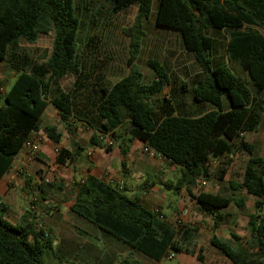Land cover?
<instances>
[{
	"label": "trees",
	"instance_id": "trees-1",
	"mask_svg": "<svg viewBox=\"0 0 264 264\" xmlns=\"http://www.w3.org/2000/svg\"><path fill=\"white\" fill-rule=\"evenodd\" d=\"M107 1L115 13L138 9L130 70L116 82L108 78L106 62L95 53L85 54L95 36L80 49L82 20L76 0H0V61L16 72L11 88L0 96V183L26 141L41 130L50 104L70 136L83 125L93 131L90 142L109 152L113 144H103L100 137L124 128L128 140L138 139L176 164L181 176L166 183L175 194L183 188L192 193L199 181L212 180L216 162L226 159L229 165L237 149L246 150L251 156L242 179L229 181L230 195L202 190L195 199L204 213L218 217V228L224 209L233 203L245 207L246 199L236 193L253 195L257 212L250 215L249 225L258 252L233 247L216 235L211 243L233 264H264V217L259 213L264 209V156L254 155V144L244 137L259 131L264 116V0H157L156 25L178 32L182 48L194 55L201 70L188 80L173 78L152 59L148 81L134 61L143 22L150 19L156 0ZM50 33L51 54L39 62L21 42L36 43L41 34ZM220 38L224 43L218 44ZM69 74L75 79L65 90L60 81ZM45 132L61 143L63 133L55 126ZM119 147L126 155L124 144ZM59 148L56 160L61 165L84 150L81 145L77 151ZM225 175L222 168L219 179ZM70 209L156 262L168 257L170 248L195 255L184 245L195 228L177 229L159 208L146 207L141 197L95 175L79 184ZM7 210L0 202V264H47L45 256L54 245L50 231L38 227L31 212L22 223H12L4 217ZM197 258L203 260L201 254Z\"/></svg>",
	"mask_w": 264,
	"mask_h": 264
},
{
	"label": "rangeland",
	"instance_id": "rangeland-1",
	"mask_svg": "<svg viewBox=\"0 0 264 264\" xmlns=\"http://www.w3.org/2000/svg\"><path fill=\"white\" fill-rule=\"evenodd\" d=\"M76 7L77 14L82 20V27L78 35L80 49L85 48V44L91 36H95L93 46L89 49H84L85 54L95 53L99 60L106 62L105 70L108 78L113 82L118 81L130 70L127 62L131 56L130 45L132 36L136 33L134 27L138 13L137 6H131L124 11L115 13L107 0H76ZM157 10L158 2L156 0L153 4L150 19L143 22L140 52L137 54L134 64L145 75V81L152 78L153 71L149 66V60L152 59L161 62L173 78L178 76L180 79L188 80L191 76H195L200 72L199 64L191 52H187L182 48L181 37L178 32L156 25ZM221 43L224 42L220 38L218 44ZM21 44L34 59L41 62L47 60L51 54L53 34H41L36 43L22 40ZM3 64H6L7 67L0 66V86H5L8 91L12 85V81H6L10 75V69L7 63L3 62ZM74 79L75 75L73 74L63 78L60 81L63 89L69 90ZM168 89L169 87L166 90ZM48 126H55L58 131L62 132V140L65 143L68 140V144H73L74 142L78 144L79 142L83 146L88 144L92 146L90 142L92 129L79 125L80 129L76 131L75 136L68 135L60 118L56 117V110L52 105L42 120L40 132L43 138L41 146L47 142L48 138L45 135V128ZM123 136L127 137L124 128L115 131L111 135L114 141L113 145L115 146L119 142L124 144ZM246 140L254 144V155L264 156V122L259 131L248 133ZM50 144L51 149L48 155H43V153L39 152L32 159L35 163V161H39L38 157L41 156L45 164L42 167L34 168L32 163H27L24 173L16 175L19 179L6 184L5 188L7 191L5 194H0V202H4L8 206L4 217L12 223H22L23 213L26 212V209L30 210L36 216L38 227L43 228L45 231H50L54 238V243L57 244L55 233L59 232V237L62 239H66L65 236L69 234L65 232L67 234L63 235L57 229L58 223H56V216L53 215L57 208L61 207L66 224L71 223L79 228L82 227L74 219L70 220L71 213L65 208L66 204L71 203L75 199L76 188L71 184L72 179L68 177L73 173L72 168L70 163L64 165L57 163L58 153L55 151L56 147L53 143ZM92 156L93 154L91 156L86 155L85 162H89ZM250 156L251 154L248 151L237 149L233 155V163L225 165L226 159H222L216 167L212 180L199 181L196 186H193V193L197 195L204 190L230 195L229 181L242 179ZM114 160L118 161L117 158ZM19 166L23 165L21 164L17 167ZM222 168H226L224 180L219 179ZM169 169L170 166L168 167L169 179L174 183L177 182L181 176L179 167V170L170 171ZM16 170L13 169V173H16ZM31 172L32 175H28ZM148 176L155 181L162 177L158 169L145 174V178ZM47 178L50 180L49 182L45 181ZM26 179L29 181L23 186ZM46 183H50V185H46ZM42 187L45 188V191L42 190ZM138 190L142 191L141 187L136 186L135 191L138 192ZM157 195L159 197L163 196L164 199L173 201L175 204L179 203L182 197V207L178 211L170 209V202L168 201L163 202V208H161L160 199H153L149 205L153 208H159L164 215L163 219L172 223L177 229L182 227L196 229L190 242L185 240L184 243L185 246L194 251L195 255L170 248L169 254L172 255V258L166 256L161 260L160 264H233L228 257L212 245L211 238L213 235H216L222 241L228 242L233 247H241L251 252H258L251 235L252 229L249 225L250 215L257 212L252 199L253 195L236 193V198L244 197L246 199L245 207H239L233 203L230 207L224 209L222 216L225 218L218 228L214 227V221L218 217L204 213L195 198L186 189L181 190L180 195L176 196L162 187V191ZM43 196L47 200H44ZM259 213L264 217V209ZM62 228H66L67 231V227ZM89 233L91 234V232ZM86 234L82 233V237L94 241L97 247L102 250L104 264H112L114 262L117 264L125 256L133 257L132 259L137 260V262H132L131 264H158L142 253L133 252L128 246L123 245L114 248L108 240L101 237L96 239L94 236L89 237ZM234 235H237L239 239ZM130 252L132 253L129 254ZM50 254L51 251L49 250L45 256L47 264H96L95 252L85 258L81 256V259H74L72 256L69 257L66 254L64 255V253L62 254V252L57 253L55 256H50ZM84 254L86 255L85 251ZM198 254L202 255L203 260L197 258ZM114 256L115 259H113Z\"/></svg>",
	"mask_w": 264,
	"mask_h": 264
},
{
	"label": "crops",
	"instance_id": "crops-1",
	"mask_svg": "<svg viewBox=\"0 0 264 264\" xmlns=\"http://www.w3.org/2000/svg\"><path fill=\"white\" fill-rule=\"evenodd\" d=\"M0 66L1 67H7L6 64L4 65L2 61H0ZM9 69H10L9 78H7V79L4 78V79H6L7 82L12 81V83H13L15 78H16V72L11 67H9ZM6 92H7L6 87L0 86V96L4 95ZM1 101H2V99L0 97V102ZM51 105L52 104H50L49 107ZM49 107L47 108L45 113L48 111ZM55 110H56V117L60 118L56 108H55ZM45 113H44V115H45ZM44 115H43V117H44ZM263 119H264V116H263ZM263 122H264V120L262 121V123ZM78 129H80V127ZM40 131L33 132L32 135L37 133L43 137V135L41 134ZM247 134L248 133L244 134L245 140H246ZM126 139H127L128 143L124 142V147L127 148L128 151H127L126 155H124V156L121 154V148L119 147L121 142H119V143L117 142L118 144L115 146L112 145V150L108 152L105 150V148H101L95 144H92V146H90L89 144L83 146V145L79 144V142H78V144H77V142H74V143L72 142L73 144H68L69 143L68 140L66 141V143L64 142V140H62L61 143L59 145H57L52 140H50L49 138L46 140L47 141L46 144L41 146L40 152L43 153V155H48L49 151L51 149L50 143H53V145L56 148H59L61 146H65V147L71 149L72 151H77L79 145H81L84 148V150L81 151V154L76 158L75 161L71 162L70 160H68L66 163V164L70 163V166L72 168L73 173H72V175H69L68 177L72 179L71 184L75 186L76 191L78 190L79 184L82 183L84 181V179L89 174H92L98 178L104 179L106 182H109V183L111 182V180H114L116 182V184H119V185L123 186V188L127 189L128 195H130V196H134V195L136 196L137 195V196L141 197L144 205L148 208H153L149 205V203L153 199H157V200L160 199L161 200V206H160L161 208H163V205H162L163 202L168 201V202H170V209L178 211L182 207V205H181L182 197L180 199V202L175 204L173 201H170L168 199H164V197H163L164 194L161 197H159L157 195L160 191H162V187L165 188V190H169L166 188V183H170L172 181L169 179L168 167L170 166L169 170L171 171L174 169H178V166L176 164H173L170 161L164 159L158 153L157 154H151V153L145 152L144 151L145 145L140 140H138V139L128 140L129 139L128 136L127 137L123 136V140H126ZM103 144H105V143H103ZM92 154H93V156L90 158L89 162H85V158H86L85 156L86 155L91 156ZM115 158H117L118 161H115L114 160ZM32 159L33 158H30L28 155H26L25 150H23L16 157V160L13 164V168L9 171V173L3 178V180L0 183V194L6 193L7 190H6L5 186L7 183H11L12 181H14V180L17 181V179H19V177L16 176L15 173H13V169H15L18 165H21L24 160H26L28 163H32V166L34 168L42 167L45 164V161L43 158H41V156L38 157L39 161H35V163H34V161H32ZM219 162H216V165H218ZM232 163H230V165ZM155 169H158V171L162 175V177L159 178L158 181L151 179L149 177L150 175L147 178H145V174L150 173V171L155 170ZM28 175L31 176L32 172L29 173ZM28 181L29 180L26 179L24 181L23 186H25ZM172 183H174V182H172ZM136 186H138L139 188L141 187L142 191L138 190V192H136L135 191ZM183 189H186V188H183ZM169 191L172 192L176 196L180 195V193L175 194L172 190H169ZM210 192H212V191H210ZM189 194L195 198V193H193V191H192V193L189 192ZM43 199L47 200V198L45 196H43ZM252 199H253V203L255 204L256 198L253 196ZM74 200L71 203L66 204L65 208H67L71 213V216L69 217L70 220L74 219L75 221L78 222V224L82 228H79L78 226H75L71 223L66 224L65 219L63 218L64 216H63L61 207L57 208V211L55 213L53 212L54 214L51 213V214L56 216V223H58V228H57L58 231H60L61 234L63 233V235H65L67 233H69V234L67 236H65L66 239L65 238L62 239L61 237H59V232L55 233V236L57 237V239H56L57 244L54 243L53 249L50 250L51 251L50 256L51 255L55 256L57 253L62 252V254L64 253V255L66 254V256H69V257L72 256L74 259L75 258L81 259V256H83L85 258L88 255L90 256V255L94 254V252H95L96 264H104L103 263V260H104L103 253L101 252L102 250H100V248L97 247V245L94 241L87 239V238L84 239V237H82V233L83 234L87 233L86 234L87 236H89V237L94 236V238H96V239L97 238L99 239L100 237L102 239L104 238L105 240H108L109 242H111L112 246L114 248H116V246H123L125 244L116 240L115 238L108 235L107 233L103 232L100 228L93 225L88 220H86V219L78 216L74 212H72L70 207L73 204ZM29 212H31V211L26 209V212L23 213V216L28 214ZM62 227H67V231H66V228L64 229ZM65 232H67V233H65ZM89 232H91V234ZM129 249H131V248H129ZM131 250L133 252L135 251L133 249H131ZM84 251L86 252V255L84 254ZM135 252H137V251H135ZM131 253L132 252H130L129 254H131ZM138 253H140V252H138ZM132 258H130L129 256H125L124 259H122L117 264H131L132 262H137L136 259H132ZM113 259H115V256L113 257ZM157 263L160 264V262H157ZM112 264H115V262Z\"/></svg>",
	"mask_w": 264,
	"mask_h": 264
},
{
	"label": "built area",
	"instance_id": "built-area-1",
	"mask_svg": "<svg viewBox=\"0 0 264 264\" xmlns=\"http://www.w3.org/2000/svg\"><path fill=\"white\" fill-rule=\"evenodd\" d=\"M42 136L40 134L35 133L34 135H32L25 143L24 146V150L26 152V155H28L30 158H33L34 156H36L40 150H41V143H42ZM101 140L103 143L105 144H112L113 143V139L111 138L110 134H106V135H102ZM55 151L58 153L59 152V148H56ZM144 151L147 153H151V154H157L152 148L148 147V146H144ZM161 157H163L162 155H160ZM165 159V157H163ZM27 161L24 160L22 165L23 166H19L16 167V175H21L24 173L25 171V167L27 165ZM45 181L49 182L50 180L47 178L45 179ZM111 184H116V182L114 180H111L110 182ZM118 185L119 189H123V186ZM158 209V208H157ZM163 218V216H161ZM168 258H172V255L169 254Z\"/></svg>",
	"mask_w": 264,
	"mask_h": 264
}]
</instances>
